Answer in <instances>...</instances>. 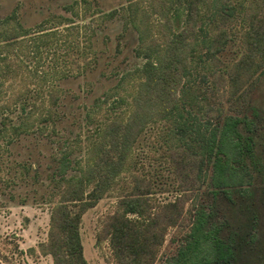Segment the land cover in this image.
<instances>
[{"label": "rangeland", "instance_id": "rangeland-1", "mask_svg": "<svg viewBox=\"0 0 264 264\" xmlns=\"http://www.w3.org/2000/svg\"><path fill=\"white\" fill-rule=\"evenodd\" d=\"M171 1L0 0V105L10 104L8 123L18 124L24 102L34 123L28 132L0 133V264H55L44 246L51 209L88 157L104 166L110 139L100 133L107 128L119 137L110 152L124 158L82 215L87 264H129L122 251L131 252L132 238L145 253L152 235V254L142 264H264V49L245 69L239 65L252 54L245 13L261 19L264 3L199 1L176 108L142 118L138 133L127 135L143 80L138 68L146 63L135 24L148 22L147 42L164 49L186 18ZM138 2L141 18L129 22L128 7ZM223 29L225 42L212 55ZM233 117L241 120L243 153L234 146ZM218 154L226 159L221 175L214 170ZM65 155L71 161L64 173ZM97 174L86 192L109 178ZM172 202L175 222L165 208ZM125 217L138 226L115 242ZM219 245L232 247L231 255L217 259Z\"/></svg>", "mask_w": 264, "mask_h": 264}, {"label": "trees", "instance_id": "trees-1", "mask_svg": "<svg viewBox=\"0 0 264 264\" xmlns=\"http://www.w3.org/2000/svg\"><path fill=\"white\" fill-rule=\"evenodd\" d=\"M157 0H154V3ZM202 0H172L171 3L176 6L183 13H185V23L182 29L172 33L170 36H166V39L162 44H164V49H156L153 47L152 43L147 42L146 36L148 33V22L135 24L138 30V40L142 44L143 56L146 58V63L143 64L141 68H138V72L141 75V80L137 85V92L134 94V109L132 115L129 118V121L125 125V131L128 135L131 133L132 129L136 130L137 134L140 130V120L144 117L156 114L158 110L164 115H169L175 108L178 101V83L181 79L180 71L188 63L187 56L192 48L187 52V48L190 44L189 34L194 26L195 21H197V16L200 14L198 9V2ZM153 3V4H154ZM264 3V0H262ZM139 8V2L128 7L129 11L126 13V17L129 18V22H134L137 17L141 18V15L137 14ZM156 7L153 6V10ZM170 8V6H169ZM145 11L146 8H140ZM152 10V11H153ZM166 15L165 11H160ZM248 11H246L244 16L245 28L243 32L244 42L247 46V49L252 50V54L248 53L243 56L240 62V68L245 69L249 64L253 63V56L258 49H264V17L259 19L255 12L248 16ZM145 15H148V12H144ZM244 27V26H243ZM147 33V34H146ZM7 39L14 38L11 35H7ZM226 32H219L218 35L213 39L214 49H210L212 55L215 52H218L221 48V44L225 42ZM195 44V43H193ZM236 78H234L235 80ZM2 82L0 81V88ZM157 88L158 93H154ZM55 99V97H53ZM24 102H20L19 113H17L16 118L19 119V123H8L11 121L9 112L11 110L10 104L0 105V133L3 130H12L14 134H20L23 132H28L31 130V127L34 125L31 120L33 111H25L26 106ZM5 112L7 113L5 115ZM13 113V111H11ZM22 113V117L19 115ZM3 115V117H2ZM5 115V116H4ZM25 116V117H24ZM45 119V118H44ZM230 130L235 132L236 143L235 147H238L239 153H243V148L247 142L242 140V136L238 129V124L241 122L240 118H231ZM35 121V120H34ZM116 123L117 122L115 120ZM122 123V122H121ZM113 123L109 124L111 126ZM139 126V129H138ZM117 131L111 128L103 130L100 134V138H103L104 141L106 138L110 139L109 146L103 151L105 154V163L103 167H100L99 163L93 162L95 159L93 154L91 157H88L84 168L82 169V174L79 176L70 177L67 179L68 186L64 191V197L55 203L51 209L50 215V229L48 232V238L44 243V246L48 249V252L53 256L55 264H87L86 258L83 253V245L80 238L79 226L82 219V215L85 211L93 205L94 201L100 197L98 195L106 183H110V179L117 170L120 168V163L122 162L124 156L116 152L111 153L110 151L115 150L119 137L116 135ZM100 145L104 147V142H100ZM97 147V146H95ZM94 147V148H95ZM245 150V149H244ZM247 151H251V147L247 146ZM98 156V155H97ZM225 158L218 154L214 161V170L223 174L225 171ZM70 159L65 155L61 160L62 170L65 173L68 170L70 165ZM122 166V165H121ZM105 169V174H102L101 169ZM98 173L97 175L104 178L100 182H96L91 191L86 192V185L92 177V173ZM135 201V200H132ZM169 208L171 221L175 222L176 220V211L179 209L178 204L175 202L169 203L165 206ZM117 219V217H115ZM155 219L153 218L150 225L155 224ZM201 220V219H200ZM123 221V222H122ZM120 221L122 224L120 227L116 228L114 231L115 242L120 240V243L123 242L124 238L127 237L128 231H125L127 228L131 229L130 226H138L135 221L123 219ZM126 224L127 226L123 225ZM129 234V233H128ZM154 235H152L147 241V248L144 253L145 246L136 247V241L132 238L130 246L132 247L131 252L122 251L123 255L129 258V264H142L143 259L146 256H151L152 250L149 252L150 242L154 240ZM156 240V238H155ZM138 245V244H137ZM227 250V252H226ZM219 253L217 254V259L223 258L225 254L231 255L233 249L228 245H219ZM146 262V261H145ZM144 262V263H145Z\"/></svg>", "mask_w": 264, "mask_h": 264}]
</instances>
